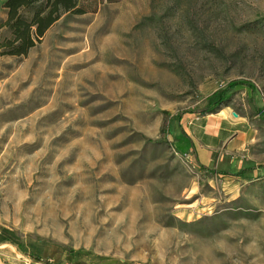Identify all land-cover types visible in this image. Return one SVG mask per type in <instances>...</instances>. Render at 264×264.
I'll return each mask as SVG.
<instances>
[{
    "label": "rangeland",
    "instance_id": "obj_1",
    "mask_svg": "<svg viewBox=\"0 0 264 264\" xmlns=\"http://www.w3.org/2000/svg\"><path fill=\"white\" fill-rule=\"evenodd\" d=\"M8 28L0 0V248L264 264V0L107 2L20 54ZM235 80L255 86L184 112Z\"/></svg>",
    "mask_w": 264,
    "mask_h": 264
},
{
    "label": "trees",
    "instance_id": "obj_2",
    "mask_svg": "<svg viewBox=\"0 0 264 264\" xmlns=\"http://www.w3.org/2000/svg\"><path fill=\"white\" fill-rule=\"evenodd\" d=\"M113 1L118 0H6L10 34L4 37V50L8 53H26L35 45L36 39L39 40L63 13L97 11L102 4ZM241 86H249L252 89L255 85L248 80L231 81L226 88L217 90L210 97L206 107L184 112L206 115L219 111L222 104L232 96L231 90ZM186 135L194 146V139Z\"/></svg>",
    "mask_w": 264,
    "mask_h": 264
},
{
    "label": "crops",
    "instance_id": "obj_3",
    "mask_svg": "<svg viewBox=\"0 0 264 264\" xmlns=\"http://www.w3.org/2000/svg\"><path fill=\"white\" fill-rule=\"evenodd\" d=\"M18 256V254H13L10 250L0 248V264H28L26 258Z\"/></svg>",
    "mask_w": 264,
    "mask_h": 264
}]
</instances>
